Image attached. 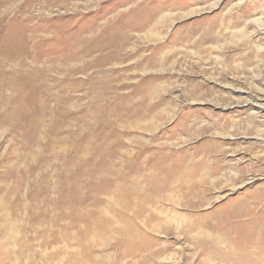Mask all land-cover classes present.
<instances>
[{"label":"rangeland","instance_id":"374dc122","mask_svg":"<svg viewBox=\"0 0 264 264\" xmlns=\"http://www.w3.org/2000/svg\"><path fill=\"white\" fill-rule=\"evenodd\" d=\"M161 1L46 7L67 17V149L45 160L67 205L35 199L33 172L17 188L41 152L0 127V264H225L202 228L264 215V0Z\"/></svg>","mask_w":264,"mask_h":264},{"label":"bare ground","instance_id":"6f19581e","mask_svg":"<svg viewBox=\"0 0 264 264\" xmlns=\"http://www.w3.org/2000/svg\"><path fill=\"white\" fill-rule=\"evenodd\" d=\"M51 1L63 3V0L29 1L22 7L25 8L24 17L21 18V11L17 10L16 15L9 17L10 19L4 24L6 15L9 14L7 11L12 12L16 8L13 4L15 0H0V127H6V131L11 132L14 137L17 134L18 142L23 150L33 144L35 153L41 152L40 159L33 167L18 170L21 174L18 176L17 188L18 184L33 172L36 175L35 199H39L40 202L43 200L48 204L66 206L67 186H63L58 191L53 190L52 178L48 173L49 163L56 157L57 150L60 147L67 149V145H63L60 140L65 120H67V107H65L67 93L61 94L62 89H65L63 85H67V74L64 73L68 56L67 17L59 15L55 19L53 16L43 15ZM152 1L157 2L155 10L158 15L165 12L166 7L161 0ZM33 2H38L41 6L37 21L34 15H30L31 12H26V9L32 10V7L36 5L30 6ZM4 7L6 9L3 10ZM105 37L104 35V39ZM121 37L117 44L128 40L126 36ZM114 38L116 35L112 40H115ZM210 39L207 34L198 48L200 50L206 48L205 45L209 44ZM83 41V38L78 39V43L82 45L75 46L76 53L69 56H79L83 53L81 52ZM177 42L180 43V41ZM87 51V53L84 51L87 55H92L94 52L90 46ZM150 61L152 62V59ZM59 62L66 65L56 67ZM2 65L13 73L21 70L23 74L15 76L10 71L5 72L1 70ZM58 67L63 68L57 71ZM45 160H48V166ZM16 171L15 167L9 173L15 174ZM52 195L56 196V199H52ZM45 211L46 214L54 212ZM233 219L232 223L220 219L212 226L208 225L209 228H202V231L214 234L213 246L209 248V253L220 256L225 264H264V215H253L249 209L244 208L240 214L233 216ZM138 244L140 242L135 245Z\"/></svg>","mask_w":264,"mask_h":264}]
</instances>
